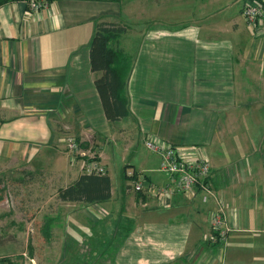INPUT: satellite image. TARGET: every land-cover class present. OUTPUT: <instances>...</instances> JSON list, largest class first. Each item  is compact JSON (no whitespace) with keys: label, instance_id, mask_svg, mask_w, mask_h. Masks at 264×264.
<instances>
[{"label":"crops","instance_id":"1","mask_svg":"<svg viewBox=\"0 0 264 264\" xmlns=\"http://www.w3.org/2000/svg\"><path fill=\"white\" fill-rule=\"evenodd\" d=\"M245 2L48 0L35 12L26 0L0 4V166L46 179L40 191L52 212L42 218L81 231V221H103L111 243L127 219L112 264H264V17L247 22ZM100 20L127 25L116 46L131 64L128 112L112 120L94 85L102 73L90 66ZM67 135L104 164L106 200L58 196L83 173L70 161ZM147 137L203 152L213 194L203 201L201 189L177 192L161 205L135 192L126 167L156 185L169 180ZM119 161L126 182L115 188ZM219 207L236 227L224 245L210 228ZM76 237L65 236L62 254ZM30 259L21 253L12 264Z\"/></svg>","mask_w":264,"mask_h":264},{"label":"rangeland","instance_id":"2","mask_svg":"<svg viewBox=\"0 0 264 264\" xmlns=\"http://www.w3.org/2000/svg\"><path fill=\"white\" fill-rule=\"evenodd\" d=\"M46 2L48 3V0ZM123 165L124 163L120 161L116 163L117 177L112 173L115 188L118 182L119 185H124L126 182L122 175ZM9 166H12L10 170H2L0 166V252H4L8 260L14 262L19 254L25 253L27 257L33 258L34 264L113 263V256L116 253L115 246L122 238L127 219L117 225L119 226L118 232L112 235L116 238L112 243L107 240L103 242L105 239L103 221L100 220L87 224L81 221L82 224L78 228L83 231L66 223H60L59 226L51 224L46 218H42V212L48 213L49 209V212H52V204L48 206L42 201L45 196L40 191L41 182L46 179L42 180L36 175L22 173L20 166ZM128 180L131 184V180ZM114 220L116 218L112 219ZM67 228L75 231L67 232ZM70 234H75V237L77 235L81 239L72 243V249L68 251V254L67 251L62 254L65 249L63 241L65 236ZM76 239L78 240L77 237Z\"/></svg>","mask_w":264,"mask_h":264},{"label":"built area","instance_id":"3","mask_svg":"<svg viewBox=\"0 0 264 264\" xmlns=\"http://www.w3.org/2000/svg\"><path fill=\"white\" fill-rule=\"evenodd\" d=\"M263 1V0H262ZM30 12H35L46 6V0H28ZM242 14L247 22L253 23L264 17V1L246 0L242 6ZM66 150L72 163H79L83 173L102 175L106 172L104 164L98 159L95 151L83 149L73 135L65 137ZM147 149L159 155V171L168 175V182L156 185L147 181L145 177L132 168L126 169V175L131 177V188L135 192L154 195L159 204L166 205L169 195L177 192L195 194L196 189L203 192L202 199L206 201L213 193L211 185L210 159L197 149L184 150L174 146L170 141L147 137L144 140ZM210 228L213 237L224 245L230 231L236 229L224 213L223 207L216 208L210 213ZM1 259V257H0ZM33 261V259H30ZM6 264V261H0Z\"/></svg>","mask_w":264,"mask_h":264},{"label":"trees","instance_id":"4","mask_svg":"<svg viewBox=\"0 0 264 264\" xmlns=\"http://www.w3.org/2000/svg\"><path fill=\"white\" fill-rule=\"evenodd\" d=\"M7 1L14 0H0V4ZM258 1L263 3L262 0ZM125 29V25L103 20L97 21L90 42L91 70L102 73L94 80V85L105 116L109 120L125 116L128 112L125 85L131 64L127 55L116 46L118 37ZM128 168L130 167L124 170L125 175ZM105 173L102 175L82 173L73 184L61 189L58 196L61 200L85 198L88 203L106 200L110 197V179ZM128 178L132 181L131 177ZM0 261H6V264L13 263L6 257L1 258Z\"/></svg>","mask_w":264,"mask_h":264}]
</instances>
